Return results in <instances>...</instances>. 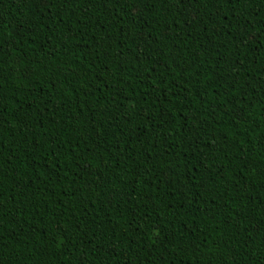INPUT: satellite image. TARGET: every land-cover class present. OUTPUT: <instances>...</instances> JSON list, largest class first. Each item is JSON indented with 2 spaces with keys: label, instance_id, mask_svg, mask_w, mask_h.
I'll list each match as a JSON object with an SVG mask.
<instances>
[{
  "label": "trees",
  "instance_id": "obj_1",
  "mask_svg": "<svg viewBox=\"0 0 264 264\" xmlns=\"http://www.w3.org/2000/svg\"><path fill=\"white\" fill-rule=\"evenodd\" d=\"M0 264H264V0H0Z\"/></svg>",
  "mask_w": 264,
  "mask_h": 264
}]
</instances>
